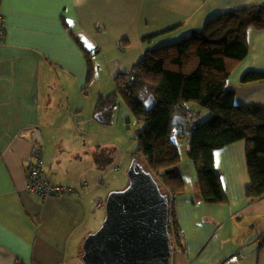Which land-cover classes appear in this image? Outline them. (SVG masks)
Segmentation results:
<instances>
[{
    "label": "crops",
    "instance_id": "crops-1",
    "mask_svg": "<svg viewBox=\"0 0 264 264\" xmlns=\"http://www.w3.org/2000/svg\"><path fill=\"white\" fill-rule=\"evenodd\" d=\"M254 4L264 6V0H0L6 25L0 46V264H84L85 241L106 217L99 214L101 160L88 143L65 141L91 119L90 108L84 117L86 104L106 121L97 110L98 83L111 87L147 51ZM248 44V56L226 89L235 93L237 105L264 107V82L241 83L245 73L264 71V30L250 28ZM95 59L93 78L89 67ZM188 108L202 121L211 116L198 106ZM36 139L44 148L46 183L71 189L69 195L43 200L26 190ZM180 144L185 190L174 210L185 241L170 264H264V198L252 202L246 196V143L214 152L228 200L220 205L197 199L190 145Z\"/></svg>",
    "mask_w": 264,
    "mask_h": 264
},
{
    "label": "trees",
    "instance_id": "trees-1",
    "mask_svg": "<svg viewBox=\"0 0 264 264\" xmlns=\"http://www.w3.org/2000/svg\"><path fill=\"white\" fill-rule=\"evenodd\" d=\"M250 28L264 30L263 5L227 12L177 43L149 50L131 71L115 78L116 92L122 95L134 118L145 123L137 135L136 152L161 192L164 189L162 193L168 196L173 252L183 251L185 241L174 210L176 197L185 190L180 141L190 145L187 157L196 166V197L200 202L228 203L221 174L214 166V152L240 141L246 143L251 181L246 196L252 202L264 198V107L237 105L235 93L226 89L232 73L248 56ZM92 68L90 64L91 77ZM253 82H264V71H249L241 79L242 84ZM148 95L156 100L151 111L145 108ZM115 96L116 93L98 101L99 113L106 116ZM190 104L208 110L211 116L201 120L196 130L190 131L189 126L187 131L174 135L173 129L182 127L172 126L174 117L185 118L182 108Z\"/></svg>",
    "mask_w": 264,
    "mask_h": 264
},
{
    "label": "water",
    "instance_id": "water-1",
    "mask_svg": "<svg viewBox=\"0 0 264 264\" xmlns=\"http://www.w3.org/2000/svg\"><path fill=\"white\" fill-rule=\"evenodd\" d=\"M153 95L145 101L151 111ZM96 119L104 122L103 114ZM175 116L173 127L186 125ZM129 186L112 192L101 228L84 244V264H170L169 199L158 183L136 159L128 170Z\"/></svg>",
    "mask_w": 264,
    "mask_h": 264
},
{
    "label": "rangeland",
    "instance_id": "rangeland-1",
    "mask_svg": "<svg viewBox=\"0 0 264 264\" xmlns=\"http://www.w3.org/2000/svg\"><path fill=\"white\" fill-rule=\"evenodd\" d=\"M92 61L94 78V74L96 77L97 73V64L96 59ZM97 87L101 94L96 102L100 101L101 98L108 97L116 93L114 98L115 103L112 109L106 113V121L103 123L99 122L95 118V106L92 103L89 105L86 104L84 114H88L87 108H90L92 110L90 116L91 119L85 120V123L81 127L82 131H79L77 135L74 131H69V139H66L65 142H76V146L80 147H82L84 143H88L89 146L86 147L97 149L95 152H98V158L101 160L100 165L102 174V177L99 180V197H102V202L99 204V214L104 216L106 214V204L109 195L112 192L123 191L129 186L128 170L134 159H136L144 168L146 167V163L143 158L136 152L137 135L138 132L144 128L145 123L137 121L134 118L122 95L116 92L115 81L111 87L101 85L99 83ZM92 90L93 86H90L89 88L87 87L86 89V93L90 95V98L92 96ZM150 96L151 95H148V97ZM90 98L85 97V102L87 103L88 101H93ZM183 109L190 110L192 112L194 111L192 108L184 107L181 111L182 115H184ZM87 114L84 115L85 118L87 117ZM196 114H199V117L201 116L198 112H196ZM202 118L203 120H206L205 116H202ZM185 119L188 124L186 123L187 125L177 128L180 132H185L189 126L191 127L188 119L186 117ZM190 131H192V129H190ZM77 142L80 144H77ZM97 146H99V148H97ZM162 192H164V189H162ZM99 197H96L93 200L95 213L98 211L96 209V201ZM244 237L245 236L242 235V238Z\"/></svg>",
    "mask_w": 264,
    "mask_h": 264
},
{
    "label": "built area",
    "instance_id": "built-area-1",
    "mask_svg": "<svg viewBox=\"0 0 264 264\" xmlns=\"http://www.w3.org/2000/svg\"><path fill=\"white\" fill-rule=\"evenodd\" d=\"M6 40V25H5V19L2 15H0V46H2L5 43ZM183 114L188 119L191 125L192 130H196L201 123V119L199 117V114H196L195 111H190L183 109ZM31 133V132H29ZM43 145L41 143V140L36 139L35 141V147L32 154V165L29 170L28 174V181L26 190L39 198H43V200H47L50 197H54L56 195H62L66 196L69 195L72 190L64 187V186H54L47 184L44 179V163H43ZM16 264H25V263H19Z\"/></svg>",
    "mask_w": 264,
    "mask_h": 264
},
{
    "label": "bare ground",
    "instance_id": "bare-ground-1",
    "mask_svg": "<svg viewBox=\"0 0 264 264\" xmlns=\"http://www.w3.org/2000/svg\"><path fill=\"white\" fill-rule=\"evenodd\" d=\"M175 135V134H174ZM149 172V171H148ZM171 251H172V255H173V248H172V245H171Z\"/></svg>",
    "mask_w": 264,
    "mask_h": 264
}]
</instances>
